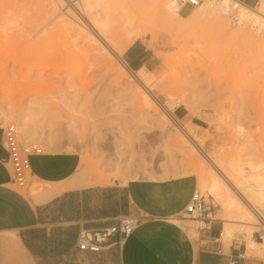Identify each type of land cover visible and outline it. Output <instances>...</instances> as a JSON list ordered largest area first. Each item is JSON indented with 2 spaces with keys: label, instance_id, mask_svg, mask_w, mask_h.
<instances>
[{
  "label": "rangeland",
  "instance_id": "obj_1",
  "mask_svg": "<svg viewBox=\"0 0 264 264\" xmlns=\"http://www.w3.org/2000/svg\"><path fill=\"white\" fill-rule=\"evenodd\" d=\"M47 2L0 0V139L1 130L17 127L23 116L33 139L28 143L85 161L73 178L79 186L179 175L198 181L193 166L200 157L191 146L199 145L238 179L243 192L257 187L252 171L264 172V30L255 34L242 26L241 34L232 33L209 17L190 25L163 18V7L155 9L153 0H121L127 9L120 16L134 21L142 32L135 42L149 51L150 96L158 107L143 100L130 74L135 71L125 74L99 45L52 18L70 4L50 12ZM117 12L112 7V28ZM34 186L45 188L32 183L20 192L30 195ZM198 193L221 229L223 208ZM203 216L182 215L175 222L197 221L199 229ZM249 262L264 264L254 257Z\"/></svg>",
  "mask_w": 264,
  "mask_h": 264
},
{
  "label": "crops",
  "instance_id": "obj_2",
  "mask_svg": "<svg viewBox=\"0 0 264 264\" xmlns=\"http://www.w3.org/2000/svg\"><path fill=\"white\" fill-rule=\"evenodd\" d=\"M238 1L251 8L258 0ZM148 57L149 51L139 42L123 53L132 71H153ZM5 161L0 139V264H252L243 242L233 240L227 247L221 243L222 226L211 222L210 214L201 218L198 242L173 221L184 215L197 192L194 175L79 186L73 178L80 157L47 152L29 159L28 185L44 190L34 186L30 195H24L11 185ZM129 215L139 222L128 237H110L95 254L76 248L81 230L108 229Z\"/></svg>",
  "mask_w": 264,
  "mask_h": 264
},
{
  "label": "bare ground",
  "instance_id": "obj_3",
  "mask_svg": "<svg viewBox=\"0 0 264 264\" xmlns=\"http://www.w3.org/2000/svg\"><path fill=\"white\" fill-rule=\"evenodd\" d=\"M47 1L50 12H55L57 9L56 6L61 8L66 4H70L72 8H66L65 13L58 12L57 15L52 18H58V23L62 26H66L67 28L74 30L77 35L80 34L81 36H84L85 39L89 40V42L91 41L92 43L99 45L101 51L104 52L105 55L111 56L117 60L120 69L125 74L130 72L122 63L120 56L125 51H127V49L138 38L142 37V32L139 31L137 26L135 28L133 23L134 21H132V19L120 16L121 14L119 13L123 9L122 4H120L121 0ZM209 1L212 0H208V3L205 1L197 6L196 10L187 17L181 16L179 13L180 7L175 3V0H153V4L156 7L155 9L159 10L160 12L161 8L163 7L164 12L161 14L163 18H177L179 21L186 22L190 25H197L205 18H210L214 21L216 19V22L219 21L221 24L220 28L224 27L226 29H231L232 33L235 32L237 34H241L243 31L241 28L242 26L250 27L253 32H255V34H259L262 30H264V0H260L255 9L246 7L243 4H239L235 15L237 21L236 24L229 23L232 26H229L227 23H225L227 20L221 14V10L219 8L210 9L208 7ZM224 3L227 2L224 1ZM118 5L122 7L120 8ZM112 7H116L119 16V20L117 19L119 23L115 22L117 24L115 28L114 26L112 28ZM125 7L126 6L124 4V9H127ZM121 13H123V11ZM128 14L129 12L127 15ZM162 16L160 17L162 18ZM217 25L219 27V23H217ZM130 74H133L132 80L136 84L137 90L139 91L143 100L147 103H154L159 107L157 101L152 99L150 96L153 88L149 84L148 72L142 68ZM161 118L165 122L172 121L178 131L185 135L184 130L175 120L169 119L164 114L161 116ZM16 125L21 131L19 138L22 142L28 143L32 137L26 120L23 118V116L17 118ZM182 140L186 141V139ZM191 147H194V150L196 148V151L199 154L198 157H200L198 165L193 166V172L198 177L197 193H208L209 196L218 201L223 208L224 214L222 218L220 237L221 243L227 247L230 243H232L233 240L241 241L244 243L246 256L254 257L258 260H264V203H262V201H264V172L259 173L257 170H253L252 178L257 182L258 185L255 189H249V192H243V188L241 187L238 179L232 176L229 171L220 163V161L216 159V157L213 158L205 154L199 145H196V147ZM194 150H192V152H195ZM83 162L85 161L80 159L78 170L80 169L81 163ZM256 194H260V197L257 199ZM49 196H51L50 193L47 195V198ZM173 221L175 222V219ZM186 223V225L180 226H182L189 237L194 241L198 236L197 229L199 224L197 221H190ZM254 234H258V240L254 239Z\"/></svg>",
  "mask_w": 264,
  "mask_h": 264
},
{
  "label": "built area",
  "instance_id": "obj_4",
  "mask_svg": "<svg viewBox=\"0 0 264 264\" xmlns=\"http://www.w3.org/2000/svg\"><path fill=\"white\" fill-rule=\"evenodd\" d=\"M205 1L208 3V0H175V3L180 7L179 13L181 14L183 8L193 9ZM224 1L227 3H224ZM239 4L249 7L238 0H212L209 1L208 7L210 9L219 8L227 22L236 24L235 15ZM123 64L129 71H132L124 61ZM1 141L6 153L5 162L9 165L12 173L11 185L18 189L26 188L31 181L29 159L33 156L42 155V149L35 143H23L19 138L17 127L13 124H9L1 130ZM202 214L207 216L205 203L195 191L185 208L184 216L192 220H198ZM138 222V218L129 215L121 217L117 226L108 229L101 231L81 230L76 239V248L80 252L99 253L110 237L115 235H118L120 239L128 237L134 231Z\"/></svg>",
  "mask_w": 264,
  "mask_h": 264
}]
</instances>
